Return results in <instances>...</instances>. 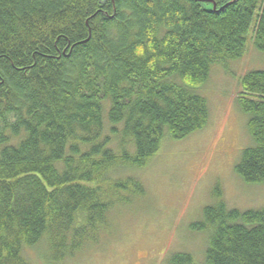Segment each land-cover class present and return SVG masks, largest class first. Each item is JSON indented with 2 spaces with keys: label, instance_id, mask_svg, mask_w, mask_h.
<instances>
[{
  "label": "trees",
  "instance_id": "1",
  "mask_svg": "<svg viewBox=\"0 0 264 264\" xmlns=\"http://www.w3.org/2000/svg\"><path fill=\"white\" fill-rule=\"evenodd\" d=\"M212 1L220 9L230 0ZM210 6L0 0V264H27L24 251L42 241L47 264L95 245L114 206L143 194L123 174L144 169L164 137L180 141L207 125V103L194 91L211 66L245 53L252 23L264 51V0ZM240 88L251 145L234 173L261 185L264 72H248ZM212 198L190 225L209 229L202 264H264V208L227 209L215 190ZM166 264L194 261L176 252Z\"/></svg>",
  "mask_w": 264,
  "mask_h": 264
},
{
  "label": "rangeland",
  "instance_id": "2",
  "mask_svg": "<svg viewBox=\"0 0 264 264\" xmlns=\"http://www.w3.org/2000/svg\"><path fill=\"white\" fill-rule=\"evenodd\" d=\"M252 37L253 23L246 34L245 53L211 66L207 81L194 91L207 103V125L180 141L164 137L144 169L125 172L123 176L142 184L143 194L115 205L97 243L64 264H166L176 252L188 253L194 264H202L209 229L193 232L190 225L202 221L203 208L214 203V190L227 209L264 208V184L247 185L234 173L241 151L251 145L248 116L237 104L240 80L248 72H264V51L256 49ZM103 122L104 135H109L106 111ZM47 247L42 241L25 250L27 264H47Z\"/></svg>",
  "mask_w": 264,
  "mask_h": 264
},
{
  "label": "water",
  "instance_id": "3",
  "mask_svg": "<svg viewBox=\"0 0 264 264\" xmlns=\"http://www.w3.org/2000/svg\"><path fill=\"white\" fill-rule=\"evenodd\" d=\"M195 1L202 2V3H209L211 5L209 7L210 8L209 10L211 12H218V11L222 10L224 7H226V6L230 5V4H233V3L237 2L238 0H230V1H228V3H226V5H224L220 9H216V5H215V3L212 0H195Z\"/></svg>",
  "mask_w": 264,
  "mask_h": 264
}]
</instances>
